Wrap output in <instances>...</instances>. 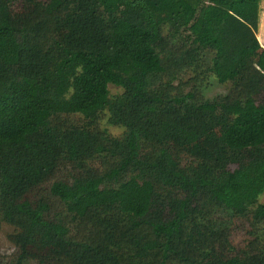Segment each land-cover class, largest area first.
<instances>
[{
  "label": "trees",
  "instance_id": "16d2710c",
  "mask_svg": "<svg viewBox=\"0 0 264 264\" xmlns=\"http://www.w3.org/2000/svg\"><path fill=\"white\" fill-rule=\"evenodd\" d=\"M260 2L0 0V224L13 264H264V204L239 255L212 217L244 216L264 192ZM205 54L230 84L211 101L180 81ZM107 85L121 94L109 100ZM100 113L119 137L93 127ZM74 114L92 127L50 126ZM102 152L116 161L97 171L87 159Z\"/></svg>",
  "mask_w": 264,
  "mask_h": 264
},
{
  "label": "rangeland",
  "instance_id": "374dc122",
  "mask_svg": "<svg viewBox=\"0 0 264 264\" xmlns=\"http://www.w3.org/2000/svg\"><path fill=\"white\" fill-rule=\"evenodd\" d=\"M14 4L13 8H15ZM160 33L164 42L171 40L176 42L175 38L170 39L171 30L168 26L162 25ZM256 42L260 49L264 51V3H259V21L257 32L254 34ZM165 53H161V56ZM208 54L200 58L196 64L191 67L184 68L180 73V81L185 91L191 89L195 92L196 98L199 96L205 101H211L217 97L224 96L230 88L229 83H220L216 80L214 75L209 69ZM108 98L112 100L121 94V89L112 85H107ZM72 125L74 127L91 128L81 116L74 115H59L50 118V126L57 131ZM95 125V126H94ZM93 125L97 132L104 133L105 136L110 138L119 137L121 129L115 126H109L105 123L104 114L100 113L98 121ZM116 161L115 157L111 156L108 152L93 153L87 159V164L97 171H103L109 168ZM264 204V192L258 196L254 204L249 206L244 216L232 214L228 211H217L212 213V217L217 221L222 222L224 231L228 236V241L233 248V255L239 253L247 246L252 237L262 230L261 223H255L251 217V213L258 205ZM67 219V218H66ZM13 229L5 224H0V264H13L16 249L12 241ZM24 264H36L34 262H27Z\"/></svg>",
  "mask_w": 264,
  "mask_h": 264
}]
</instances>
